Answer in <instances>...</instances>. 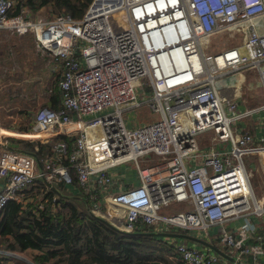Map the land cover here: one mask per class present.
Listing matches in <instances>:
<instances>
[{"label":"built area","instance_id":"1","mask_svg":"<svg viewBox=\"0 0 264 264\" xmlns=\"http://www.w3.org/2000/svg\"><path fill=\"white\" fill-rule=\"evenodd\" d=\"M225 33L239 42L215 49ZM0 34L33 38L60 101L22 129L0 123V212L11 200L26 205L40 181L61 184L118 231L194 234L234 259L222 264H260L264 195L251 178L264 163L249 168L244 157L264 158V103L241 110L221 92L252 71L264 94V0H92L81 19L0 0ZM141 107L152 118L136 123ZM249 118L259 135L239 125ZM174 245L184 264H220L211 250Z\"/></svg>","mask_w":264,"mask_h":264},{"label":"trees","instance_id":"2","mask_svg":"<svg viewBox=\"0 0 264 264\" xmlns=\"http://www.w3.org/2000/svg\"><path fill=\"white\" fill-rule=\"evenodd\" d=\"M15 1L18 10L38 11L53 4L59 12L81 19L92 0ZM12 142L24 150L31 146ZM41 148L43 152L47 149ZM56 189L58 193L46 190L40 181L26 191V205L15 200L5 205L0 212V248L29 254L34 264H184L168 259L173 248L162 238L118 231L93 216L84 197L68 194L61 184ZM33 190L37 193L32 194ZM41 201L46 202L39 208ZM11 258L0 255V264H27Z\"/></svg>","mask_w":264,"mask_h":264},{"label":"rangeland","instance_id":"3","mask_svg":"<svg viewBox=\"0 0 264 264\" xmlns=\"http://www.w3.org/2000/svg\"><path fill=\"white\" fill-rule=\"evenodd\" d=\"M57 13H59V11L54 7L53 4L41 8L38 11H33V14L43 16L44 18H51ZM0 39L3 44L1 52L4 58H0V61L3 59V61L0 63V102L3 104L6 103L5 106H7L9 101L6 100H8V97L14 99L22 98L33 100L38 97L40 98L39 104H41L42 93L46 91L48 87L53 89L52 87L55 82L50 85V82L53 78L50 71L47 70L45 63L42 65V63H40V61L35 58V56L39 57V55L35 50L34 42L31 40L32 38L28 37V39L23 40L19 37H13L10 34H2ZM216 40L218 43L215 44V49L230 47L239 42V40L232 38L229 39V34L226 33L222 34V36ZM45 62L47 63L46 60ZM15 78L17 80H15ZM246 79L247 82H245L244 86L250 91L248 95L254 96L255 98L254 102H251L253 100L249 99L248 105H253L252 108L262 105L264 103V94L262 88H260V90L258 89V76L254 72L249 71ZM57 80L58 78L56 77V83ZM248 86L249 88H247ZM8 92L11 93L8 94ZM243 92L245 93V90ZM38 109L39 108H35L31 112H28L25 119H22L18 122L20 123L19 127L24 128L30 122L34 112H36ZM135 113L137 115L134 119L136 123H140V121L144 119L149 120L152 118L149 115V111L145 107L136 109ZM5 127L7 128L8 126ZM197 140H200V138L198 137ZM8 141L12 143L11 139ZM202 142L203 140L200 142L201 146L204 145ZM244 160L245 163L249 165V168H251L250 163H256L258 166H260L261 162L264 163V158L260 159L258 155L250 156L248 158L244 157ZM117 170L121 171L122 167H117ZM251 184L255 193H257V196L264 195V173L259 167H257L256 171L252 174ZM36 193V190L32 191V194ZM46 195L47 194L42 195V197ZM179 210L180 208L177 211ZM20 256H22L26 261L32 262L31 256L29 254H20Z\"/></svg>","mask_w":264,"mask_h":264},{"label":"crops","instance_id":"4","mask_svg":"<svg viewBox=\"0 0 264 264\" xmlns=\"http://www.w3.org/2000/svg\"><path fill=\"white\" fill-rule=\"evenodd\" d=\"M27 11L29 13L33 14V11L31 12L29 9H27ZM33 15H35V14H33ZM1 36H2V34H0V37ZM28 37L29 36L19 37V38H22L23 40H25V39H28ZM30 38H32V37H30ZM31 40H33V38ZM2 47H3V44H2L1 39H0V58H3V55L1 52ZM38 55L40 58L38 56H35V58L38 61H40V63H42V65H43V63H45L47 70L50 71V73L53 77L51 82H50V85L55 82V84L52 87L53 89H51V87L50 88L48 87V89H46V91H44L42 93L41 104H39L40 98H38V97L35 100H33V99H22V98L14 99V98L8 97V100H6V101H9L7 106H5L6 103L3 104L2 102H0V123L4 126L16 127V128L22 129L23 127H19L20 123H18V122L22 119H25L28 112H31L33 109L42 108V107H49L52 109H57L60 107L59 94H58L57 83H56L57 75L55 73L54 67H53V65H51L50 61L46 57H43L40 54H38ZM3 59L0 61V63L3 61ZM45 60L47 61V63L45 62ZM246 76L247 75H244L242 73L241 74H234V77L237 80V84H234L236 86L228 87L227 89H225L221 92V94H223V95L234 96L236 98L241 99L242 101H238V108L241 110L252 108L253 105L252 106L248 105L249 99L253 100L251 102L255 101L254 96L248 95V93H250V91L248 89H246V87L244 86L245 82H247ZM15 80H17V79L15 78ZM15 80H14V82L16 83ZM57 82H58V80H57ZM247 88H249V86ZM260 88H261V84L259 82L258 89L260 90ZM244 90H245V93L243 92ZM10 93L11 92H8V94H10ZM17 123H18V125H17ZM239 125L242 127H247V128H249L251 133H253L255 135H259V132L255 129V122L253 121L252 118H249V119L239 123ZM18 137H21V136H18ZM117 172L125 175L123 178L124 182L130 183L134 186L139 185V182L137 181L134 172L128 171L125 169H122L121 171H117ZM66 192L68 194H71V193L78 194L77 193L78 191H76V189L74 187L66 188ZM31 200H33V199H31ZM240 223H241V221L237 220L236 223H234L232 225H236V224H240ZM191 235L192 236L185 235V236H188L189 238H184V239L176 238V237H173V239L172 238H166V237L163 238V242L165 244L171 245V247L173 248V253L168 258L169 260H171V262H174V263L182 262L180 257L178 256V254L176 252L174 241H180V242L184 243L185 245H187L189 248H196L199 250H207V249L211 250V249L207 248L206 246H204V245L198 243L197 241L193 240L196 238H194L195 237L194 234H191ZM261 235H263V234H261ZM190 238H192V239H190ZM217 248L228 257V255L225 253L224 249H222L220 247H217ZM211 251H213V250H211ZM6 252H8V251L3 249V248H0V254L1 255L5 254ZM214 253H216V252H214ZM217 255L221 257L220 264H222V261H228V262L230 261V258H225V257L221 256L220 254H217ZM246 264H251L250 259H248V261L246 260ZM260 264H264V258H262Z\"/></svg>","mask_w":264,"mask_h":264},{"label":"water","instance_id":"5","mask_svg":"<svg viewBox=\"0 0 264 264\" xmlns=\"http://www.w3.org/2000/svg\"><path fill=\"white\" fill-rule=\"evenodd\" d=\"M50 190H52L53 192L55 193H58L57 189L55 188V186H50ZM103 220V219H102ZM104 221V220H103ZM140 235H143V236H147V237H152V238H162V237H176V238H181V239H184V238H189L188 236H185V235H177V234H154V233H142ZM192 239V238H190ZM195 241H197L198 243L206 246L207 248L213 250L214 252H216L217 254H220L221 256L225 257V258H230V262L231 261H234L233 258L231 257H227L223 252H221L216 246L208 243V242H205V241H202V240H197V239H193Z\"/></svg>","mask_w":264,"mask_h":264},{"label":"bare ground","instance_id":"6","mask_svg":"<svg viewBox=\"0 0 264 264\" xmlns=\"http://www.w3.org/2000/svg\"><path fill=\"white\" fill-rule=\"evenodd\" d=\"M2 134H6L8 136H17V135H14L13 133H10V132H3ZM25 137H28V136H25Z\"/></svg>","mask_w":264,"mask_h":264}]
</instances>
